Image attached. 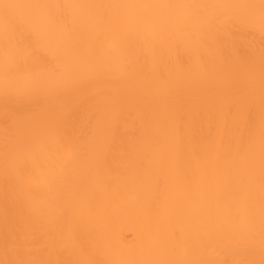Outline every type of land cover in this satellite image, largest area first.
Masks as SVG:
<instances>
[{
    "label": "bare ground",
    "instance_id": "bare-ground-1",
    "mask_svg": "<svg viewBox=\"0 0 264 264\" xmlns=\"http://www.w3.org/2000/svg\"><path fill=\"white\" fill-rule=\"evenodd\" d=\"M81 4H259L260 0H19ZM137 10H131L136 14ZM203 74L190 48L153 40L150 27L83 31L69 71L50 90L0 93V260L36 264H139L180 259L259 261L239 221L247 193L232 165L246 136V69L257 67L261 33L236 24L208 36ZM49 63L55 60L42 52ZM63 135H48L40 167L18 180L5 172V138L57 112Z\"/></svg>",
    "mask_w": 264,
    "mask_h": 264
},
{
    "label": "snow or ice",
    "instance_id": "snow-or-ice-1",
    "mask_svg": "<svg viewBox=\"0 0 264 264\" xmlns=\"http://www.w3.org/2000/svg\"><path fill=\"white\" fill-rule=\"evenodd\" d=\"M131 10H137L131 14ZM242 24L261 33L259 61V124L257 127L255 98L257 67L247 66L246 136L242 137L236 158L232 161L238 178L244 181L247 200L239 221L245 229L250 253L255 251L256 188L259 189L260 260L236 264H264V0L259 4H81L63 2H19L0 0V93L5 98L33 91L50 90L61 85L69 67L64 55L76 52L83 31L106 27L117 31L150 27L153 40L167 44L182 43L192 50L194 64L178 69L203 74L215 71L210 65L208 36ZM48 52L55 60L49 63L41 55ZM70 113L57 112L35 126H21L5 138V172L11 163L18 180L30 179L39 169L37 153L51 150L46 137L53 135L57 143L67 145L63 135ZM0 264H36L24 259L0 260ZM79 264H91L82 261ZM139 264H210L208 261L159 259Z\"/></svg>",
    "mask_w": 264,
    "mask_h": 264
}]
</instances>
